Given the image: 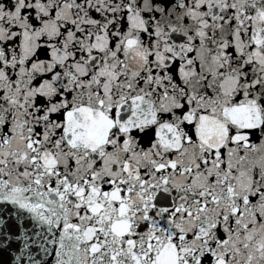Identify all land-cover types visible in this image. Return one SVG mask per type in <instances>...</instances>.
I'll use <instances>...</instances> for the list:
<instances>
[{
	"label": "snow or ice",
	"instance_id": "snow-or-ice-1",
	"mask_svg": "<svg viewBox=\"0 0 264 264\" xmlns=\"http://www.w3.org/2000/svg\"><path fill=\"white\" fill-rule=\"evenodd\" d=\"M0 264H264V0H0Z\"/></svg>",
	"mask_w": 264,
	"mask_h": 264
}]
</instances>
